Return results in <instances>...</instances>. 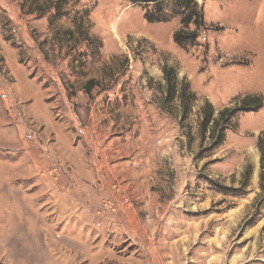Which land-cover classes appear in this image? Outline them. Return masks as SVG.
Segmentation results:
<instances>
[{"label": "rangeland", "instance_id": "374dc122", "mask_svg": "<svg viewBox=\"0 0 264 264\" xmlns=\"http://www.w3.org/2000/svg\"><path fill=\"white\" fill-rule=\"evenodd\" d=\"M195 1L184 27L179 0H0V264H264V0ZM17 87L44 100L26 111ZM95 100L113 132L161 134L118 197L74 163ZM208 103L229 112L203 129Z\"/></svg>", "mask_w": 264, "mask_h": 264}, {"label": "crops", "instance_id": "0c3cea01", "mask_svg": "<svg viewBox=\"0 0 264 264\" xmlns=\"http://www.w3.org/2000/svg\"><path fill=\"white\" fill-rule=\"evenodd\" d=\"M5 3L4 5H9L14 8V2L2 1ZM19 9V6H17ZM15 9V8H14ZM1 31V29H0ZM0 42L6 44V41L1 38L0 34ZM5 48V47H4ZM13 53H10L8 57L12 56ZM27 88V86H25ZM15 96L19 99L20 102H23V107L25 110L29 111L31 108L37 105L36 99L44 100L43 93L35 92L34 95H31L29 90L25 91L21 89V87H17L15 91ZM33 97V99H30ZM41 103L38 105L43 112L40 115H37V121L40 123L46 122L49 118L47 111L52 106L51 104ZM112 104V103H111ZM98 105H102L104 108L103 111H97ZM109 103H104L103 101H92L90 103V111L88 112L89 120L82 124L78 122L77 116L74 123L77 126V132L81 131L82 138H89L91 140L92 151L90 156L85 155L80 149L75 151L74 163L75 167H92L91 173L89 176L92 180L97 179L99 181L101 195L99 193L96 194L97 198L108 196V197H118L115 196L114 184L116 181L123 182L126 179V167H148L149 163L147 162L146 148L148 147V137H152L154 134L157 137V141L160 143L161 134H148L145 131L139 132H130L128 130L120 129L118 132L112 131V124L114 123V115L113 112L108 113ZM112 105L110 109H112ZM47 113V115H46ZM62 115L66 118V122L68 124L72 123L70 121L72 119L71 109H64L62 111ZM106 119V126L103 125L102 120ZM137 120V119H136ZM138 120H142L145 123L148 121L146 116L140 115ZM124 120L120 121V124H124ZM79 127V128H78ZM80 139L83 140V139ZM134 147L137 148V151L134 150ZM133 148V151L130 150ZM90 166H87V164ZM152 165H150L151 167ZM88 176V174H87ZM118 191H124L126 185L122 183L121 185H117Z\"/></svg>", "mask_w": 264, "mask_h": 264}, {"label": "trees", "instance_id": "16d2710c", "mask_svg": "<svg viewBox=\"0 0 264 264\" xmlns=\"http://www.w3.org/2000/svg\"><path fill=\"white\" fill-rule=\"evenodd\" d=\"M178 5H180L181 7L185 9V12L183 13L182 18H181V23L183 24L184 27H186L191 22H197L198 20H200L201 13L198 14V5L195 0H179ZM54 8L57 9V5H54ZM184 35L185 34H184L183 29L178 30L174 35L175 41L181 44L182 37H184ZM162 72H163L164 80L166 82L168 90L169 91L175 90L176 89V82H175L176 74H175L174 69L172 67L164 66L162 69ZM91 82L92 81H89V87L91 85ZM187 89H188V86L184 87L180 92L181 99H182L181 101H182V104H184V106H185V102L187 99V97L186 98L184 97V94H185V90ZM191 96L193 97V95ZM242 100L243 102L252 100V102L255 103L254 104L255 106H261V101H258L259 100L258 96L246 95L242 98ZM228 112H229V109L224 108L219 111L217 119H214L213 109L208 103L206 105V108L203 111V117L201 121V125L203 129H205V127L210 121H212L215 125H218L219 121L225 120L226 118L225 116L227 115ZM263 133H261L260 136L258 137V148L260 151V169H261L260 185L261 186H264V137H263Z\"/></svg>", "mask_w": 264, "mask_h": 264}, {"label": "bare ground", "instance_id": "6f19581e", "mask_svg": "<svg viewBox=\"0 0 264 264\" xmlns=\"http://www.w3.org/2000/svg\"><path fill=\"white\" fill-rule=\"evenodd\" d=\"M182 238H183V237H182ZM59 251H60V250H59ZM66 255H67V254H66ZM69 255H70V254H69ZM59 258H60V257H59ZM64 258H65V257H64ZM72 258H73V257H72ZM55 260H59V261L62 262L61 258H60V259H56V258H55ZM64 260H65V259H64ZM64 260H63V261H64ZM67 260H68V262H69V259H67ZM162 263H163V262H162Z\"/></svg>", "mask_w": 264, "mask_h": 264}]
</instances>
